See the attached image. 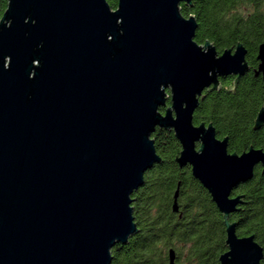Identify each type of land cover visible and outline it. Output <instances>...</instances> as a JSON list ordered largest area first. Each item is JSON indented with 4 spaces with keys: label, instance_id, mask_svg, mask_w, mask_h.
Wrapping results in <instances>:
<instances>
[{
    "label": "water",
    "instance_id": "1",
    "mask_svg": "<svg viewBox=\"0 0 264 264\" xmlns=\"http://www.w3.org/2000/svg\"><path fill=\"white\" fill-rule=\"evenodd\" d=\"M193 0H8L0 19V264H112L139 233L132 195L162 162L156 130H172L180 168L225 215L221 264H261L239 238L231 198L264 151L229 153L215 127L196 126L204 90L247 72L246 47L217 55L196 41ZM258 73L264 74V43ZM203 99V98H202ZM171 106L162 113L160 108ZM264 122V108L256 127ZM198 143L200 144L198 148ZM175 193L174 211H178ZM169 264L176 253L169 252Z\"/></svg>",
    "mask_w": 264,
    "mask_h": 264
},
{
    "label": "trees",
    "instance_id": "2",
    "mask_svg": "<svg viewBox=\"0 0 264 264\" xmlns=\"http://www.w3.org/2000/svg\"><path fill=\"white\" fill-rule=\"evenodd\" d=\"M107 1L113 9L117 8L118 0ZM250 1H257L259 8H264V0ZM7 5L8 0H0V19ZM197 5L195 3L191 7L182 3V14L197 17ZM250 13V16L235 14L234 21L226 29L225 45L229 41H242L252 51L256 42L264 40V12L251 10ZM195 39L201 43L199 30ZM259 86L246 79L240 83L236 94L226 88L210 93L203 102L204 110H199L198 114H207L208 120L222 126L224 133L231 135L232 150H245L251 144L243 132L250 125V112L262 102L259 97L262 94L255 90ZM152 137L162 162L145 174L144 186L132 195L135 222L140 231L130 238L128 244H118L112 249V264H169L171 248L177 253L178 264H221L219 257L226 250L223 215L207 190L193 176L191 168L181 169L177 164L176 157L182 148L174 132L157 129ZM179 183L177 202L180 210L175 212V193ZM242 188L250 201L238 217L241 219L239 232L243 235L255 232L264 244V175L257 173ZM181 214L183 217L178 218ZM190 220L192 224L185 226Z\"/></svg>",
    "mask_w": 264,
    "mask_h": 264
},
{
    "label": "flooded vegetation",
    "instance_id": "3",
    "mask_svg": "<svg viewBox=\"0 0 264 264\" xmlns=\"http://www.w3.org/2000/svg\"><path fill=\"white\" fill-rule=\"evenodd\" d=\"M195 3L198 4L197 5L198 6V14H197L196 19L198 21V30L201 32V36H202L200 44L205 45V43L207 41L211 42L215 46L218 56H221L225 50H232L234 52L239 43L243 44L247 49L246 62H247L249 69L240 78V81L237 85H235V80H236L237 76L234 74H230V75L219 77V81H220L219 89L213 90V91H210L209 89L204 90L202 97L200 98L199 106L194 113L193 122L196 126H199L201 124H205L206 127H208L210 124H212L216 130V137L219 140H224L225 138L228 139L227 149H228L229 153L242 154L246 151H249L250 148H252V147L255 149L264 151V122L259 127H256L257 119L259 117V113L264 108V74L262 72L258 73V69H259V66L261 63L260 60L258 59L259 46H260V44L264 43V40H260V41L256 42V45H255L256 47L252 51H250L248 45L242 41H237L234 43H231V41H229V43L227 45H225V43H226L225 42L226 41L225 35L228 33V32H226V29L228 27V24L230 22L234 21V16L236 13H242L245 16H250L251 10L264 12V8H259V3L257 1H250V0L249 1L248 0H193L192 5H189V6L192 7V6H194ZM231 27L232 26L230 24L229 29H231ZM230 33H231V30H230ZM222 46H223V48H222ZM246 79H248L252 82H255L256 85H258V84L261 85V86L255 88V90L262 94L259 96L262 102L260 103V105L256 109H252V111L250 112V120H251L249 122L250 125H249L247 131L243 132L245 134V136L249 139L251 144H249L248 148H246L245 150H239L238 149V151H237V150H232V147H231L232 146V142H231L232 137H231V135L224 133V130L221 129L222 126L219 127L218 125H215L213 121L208 120L207 114H205L203 112L200 114H198V113H199L200 108L202 110H204L203 102L206 100V98L208 97V95L210 93L221 92L222 90H225V88H226L230 93L232 92L233 94H236L238 86L240 85L241 82H243ZM170 106H171V101L168 100L166 106H163L160 108V110L162 108L165 109L164 111L161 110V112L165 113L166 109ZM196 118H198L197 123H196ZM170 131H172V130H170ZM172 132H174V131H172ZM240 133H242V132H240ZM253 142H256L257 145L255 146ZM199 146H200V144L198 143V148H199ZM181 148H182V146H181ZM181 169H183V168H181ZM259 172L262 175H264V165L261 163L256 165L252 179H250L247 182L240 183L237 187H235L233 189L230 197L236 198L237 196H241V200L243 202L238 204L237 209L235 211L231 212L228 219H229L230 223H232V224L236 223V233H237L239 238L254 236L255 242L258 243L262 247L263 254H264V244L258 240L257 234L255 232H250V233H247L244 235L240 234L239 229L241 227V222H240L241 219L238 218L240 216V214L242 213V211L245 210V207L248 205V203L250 201L249 196L244 191L242 186L251 182L256 177V174ZM178 186L180 187V183L178 184ZM207 192L211 196V194L208 190H207ZM211 199L214 202V204L216 205L217 209L219 210V208H218L216 202L213 200L212 196H211ZM174 203H175V201H174ZM178 207H179V204H178ZM179 210H180V208H179ZM179 210L177 212H179ZM219 212L223 215L224 224H225V217H224L225 215L220 210H219ZM182 217H183L182 214L178 216V218H182ZM188 224H192V220L186 222L185 226ZM225 228H226V225H225ZM226 240H227V229H226ZM225 245H226V250L223 253H225L229 250V247L227 246L226 242H225ZM171 249H173L175 251L174 248H171ZM175 253H176V251H175ZM176 263L178 264L177 255H176ZM261 264H264V258L262 259Z\"/></svg>",
    "mask_w": 264,
    "mask_h": 264
}]
</instances>
